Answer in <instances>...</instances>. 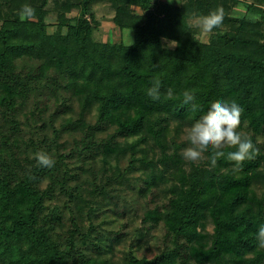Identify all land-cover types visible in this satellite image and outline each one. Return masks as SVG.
<instances>
[{"label":"trees","instance_id":"obj_1","mask_svg":"<svg viewBox=\"0 0 264 264\" xmlns=\"http://www.w3.org/2000/svg\"><path fill=\"white\" fill-rule=\"evenodd\" d=\"M49 1L39 0L36 6V0H0V118L7 127L0 135V264H113L106 252L111 251L117 237L100 234L94 227L83 228L73 212L62 228L51 181L59 182L63 190L68 171L57 162L64 154H56L52 168L37 164L34 154L39 141L20 136L17 106L26 102L29 91L38 94L41 104H33L38 115L50 107L64 105L62 87L47 71L53 65L66 74L64 88L77 91L92 85L86 105L97 104L95 124L111 120L121 135L145 132L164 158L174 160L179 150L176 147L169 153L166 148L168 122L194 123L215 100H235L244 109L241 119H247L257 130L264 128V10L253 3L250 8L260 15L253 21L232 13L235 0H182L179 4L165 0H108L114 7L116 24L132 28L134 45L126 48L122 42L92 38V27L85 15L92 17L90 5L97 0H52L55 5H74L80 10L74 18L61 13L54 31H48L45 7ZM24 4L35 8L36 15L21 22L18 12ZM217 8L224 11L223 24L236 25L238 31H220V27L209 42L200 41L188 19L193 12L207 15ZM164 37L174 40V47L164 44ZM24 56L42 60L41 67L28 75L20 74L15 61ZM155 80L161 81L158 101L146 94ZM169 88L173 91L171 97L167 96ZM185 90H194L195 109L192 104H183ZM50 116H40L42 123L48 122ZM77 123L83 130L90 127L94 131L95 124L86 120ZM47 136L45 132L40 142ZM22 144L26 148L21 150ZM89 145L84 144L82 149ZM224 151L226 155L220 160L227 159V152L235 149ZM260 161L259 154L243 163L240 175L218 176L225 187L221 184V195L209 199L210 212L200 209L205 195L195 185L187 186L160 215L172 235V246L152 258L131 252L122 264H238L250 251L259 259L262 253L257 249L256 236L262 209L258 202L256 211L244 208V203L252 178L260 175ZM58 168L62 170L59 173ZM46 176L50 182L41 187ZM150 214L152 218L153 212ZM208 215L214 232L211 245L204 247L200 225Z\"/></svg>","mask_w":264,"mask_h":264},{"label":"rangeland","instance_id":"obj_2","mask_svg":"<svg viewBox=\"0 0 264 264\" xmlns=\"http://www.w3.org/2000/svg\"><path fill=\"white\" fill-rule=\"evenodd\" d=\"M70 1L76 3L78 0ZM181 1L170 0L174 4H179ZM235 1L237 4L231 11L238 17L243 16L253 21L256 20L253 19L254 17L259 19L260 15L255 13L252 7L250 8L253 3L264 10V0ZM33 4L37 6L39 0ZM132 6L143 13L137 5ZM90 7L92 17L89 14L85 16L92 27V38L96 41L123 43V32L128 27H119L116 24L115 10L110 2L97 0L93 1ZM45 8L48 31H54L61 13L74 18L80 10L74 5L69 7L55 5L52 0ZM154 8L153 6L152 10ZM146 11L148 13V10ZM192 19L193 17H190L188 20L194 35L200 41L209 42L217 30L214 29L210 35L205 36L192 26ZM229 29H232V32L238 31L237 26L230 23L223 24L220 31ZM131 35L134 39L133 31ZM162 39L164 44L174 47V40L165 37ZM41 62L42 60L28 56L17 58L15 61L22 75L23 73L28 75L31 71L36 72L41 67ZM47 71L49 75L52 74L58 79L62 87L60 93L65 96L64 105L57 109L50 107V110L38 115L36 107L33 106L34 102L40 103L38 94L29 91L26 102L23 104L21 102L15 111V116L20 122L19 134L25 140L32 138L33 141L40 142V137L47 132V138L43 142H37L39 145L36 151H45L55 159L57 153L64 154L57 162L62 170L68 171L63 190L60 189L59 182L51 181L55 186L52 198L53 203L59 205L61 226L63 229L66 227L68 222L65 223V220L67 221V217L73 212L83 228L94 227L100 234L110 235L113 239L117 237L118 241L113 242L111 251L106 252V256L111 257L115 264H122L131 252L138 257L152 258L172 246V235L160 215L168 209L171 199L178 197L187 186L195 185L201 191L200 194L205 195L206 199L201 200L203 206L200 209L204 207L210 212L212 206L209 199L212 196L216 198L220 196L223 191L221 184L224 186L225 183L218 176L240 175L239 170H234V162L226 158V160L219 159L215 167H212L207 159L197 163L184 160L181 153L187 147V143L183 141L182 135L183 129L193 124L189 120L168 122L164 135L166 148L169 153H173L176 147L179 150L176 149L178 152L174 160L164 158L151 136L145 132L137 135H121L117 133V126L111 120L95 124L97 104L86 105V95L91 91L92 85L82 90L79 87V90L73 91L63 87L67 80L65 73L59 72L53 65H49ZM51 110L53 112L50 116ZM125 112L130 113V108L125 109ZM40 116L47 118L50 116V120L42 123ZM78 120L95 124L94 131L90 127L83 130L77 123ZM3 122L4 118H0V135L7 130ZM239 131L251 136L261 156L257 167L260 175L252 178L248 187L247 201L244 203V208L251 207V210L256 211V202H258V206L262 209L259 214L261 226L264 225V128L257 130L252 128L247 119H241ZM91 132H93L92 137ZM106 142L108 145L104 146ZM87 143L90 145L82 149ZM18 145L20 146V143ZM24 146L21 145V150ZM27 153L33 155L29 147ZM61 168H58L57 173L62 171ZM49 182L50 179L46 176L41 182V187H45ZM150 212H153L152 218ZM200 226L204 238L203 246L208 247L212 243L214 232L211 217L208 215ZM257 249L262 253L259 259L255 258L256 253L250 251L246 253L244 262L238 264H264V249L258 246ZM190 263L196 264L194 261Z\"/></svg>","mask_w":264,"mask_h":264},{"label":"clouds","instance_id":"obj_3","mask_svg":"<svg viewBox=\"0 0 264 264\" xmlns=\"http://www.w3.org/2000/svg\"><path fill=\"white\" fill-rule=\"evenodd\" d=\"M170 2V0H169ZM36 15V9L29 4L22 5L18 12L21 22L32 20ZM192 26L199 29L207 36L214 29L220 28L224 21V11L217 8L207 15H198L193 12ZM257 19V18H253ZM132 28H127L123 32V44L126 48L134 45V39L131 35ZM161 81L155 80L153 86L147 89V96L153 101L160 100ZM173 95L172 89L167 90V96ZM183 104H192L196 99L194 90H185L182 93ZM244 112L235 100H215L206 112L195 122L183 129L182 139L187 143V147L182 150V157L189 163H197L205 159L210 161L212 167H215L217 161L225 157L224 149L230 148L235 151L227 152V159L234 162V170H239L245 161H250L259 155V149L250 135L239 131L241 126V116ZM209 153V155H205ZM34 159L41 167L52 168L55 165V159L45 151H38L34 154ZM258 247L264 249V225L258 229L256 236Z\"/></svg>","mask_w":264,"mask_h":264}]
</instances>
